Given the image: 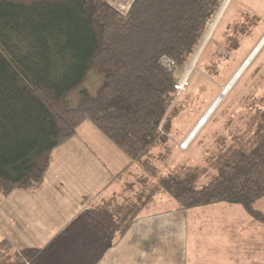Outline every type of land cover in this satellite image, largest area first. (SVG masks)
<instances>
[{"label": "trees", "instance_id": "16d2710c", "mask_svg": "<svg viewBox=\"0 0 264 264\" xmlns=\"http://www.w3.org/2000/svg\"><path fill=\"white\" fill-rule=\"evenodd\" d=\"M221 1L133 0L121 14L105 0H0L1 198L14 189H38L52 152L87 121L143 171L134 188L138 198L109 202L119 234L153 193L184 209L237 205L264 224V213L253 206L264 196V99L245 142L229 150L209 181L198 185L200 169H188L158 175L148 188L157 172L148 154L165 141L158 127L168 132V122L161 123L175 104L178 73ZM251 18L253 25L262 20L246 13L242 34L253 27ZM234 42L231 51L240 47ZM162 55L174 60L173 72L160 65ZM91 71L101 76L94 93L83 87ZM0 264H23L7 240L0 241Z\"/></svg>", "mask_w": 264, "mask_h": 264}, {"label": "crops", "instance_id": "0c3cea01", "mask_svg": "<svg viewBox=\"0 0 264 264\" xmlns=\"http://www.w3.org/2000/svg\"><path fill=\"white\" fill-rule=\"evenodd\" d=\"M132 1L105 0L121 14ZM228 10L223 31L244 21L246 13H254L244 4L230 16ZM255 14L264 26V16ZM140 172L91 123L83 122L74 137L52 152L38 189L0 195V241L7 240L23 264H189L190 219L197 213L216 214L223 203L184 209L172 199L165 201L167 195L153 193L150 201L160 208H143L119 234L115 230L119 223L106 201L112 200L111 194H120L121 190H111L113 186H126L128 182H120L125 173L137 180ZM229 206L228 220L215 218L211 228L202 225L196 232V243L207 247L197 256V264H264V224L240 206ZM253 206L264 213V196Z\"/></svg>", "mask_w": 264, "mask_h": 264}, {"label": "rangeland", "instance_id": "374dc122", "mask_svg": "<svg viewBox=\"0 0 264 264\" xmlns=\"http://www.w3.org/2000/svg\"><path fill=\"white\" fill-rule=\"evenodd\" d=\"M223 2L225 1H221V6H223ZM243 4L254 14L258 13L264 16V0H259V3L257 0H230L223 10V14L221 13L219 20H216L220 6L209 22L213 24L215 20L217 21L210 35L203 37L207 41H205L206 43H204L199 56L196 59L195 53L198 52L203 39L190 58L193 69L186 76L187 68L192 64L189 62L187 67H184L178 73V76L180 75L181 79L184 78L185 81H183L181 90L179 92L176 90L175 104L170 105L161 123L168 122V132H164L161 125L158 127L165 141L149 151L148 162L153 167H157V172L154 174L155 178L151 177L149 180L148 188L154 186L158 175L181 174L188 169H200L202 175H200L197 183L202 186L215 174V166L227 156L229 150L239 147L249 136L252 119L255 113L263 108L261 101L264 99V48L262 49L264 44L234 85L230 87V91L227 92L223 100L219 102L215 110L209 113L205 119L207 121L194 138L188 139L198 121L207 114L208 108L219 98L221 90L226 87L245 59L264 37V26H260L262 20L258 25H253V18H251L253 27L249 24L250 20H248L249 25L247 26V32L244 34L241 33L244 28L239 27L237 30L227 27V30L223 31L225 13H227L228 8V15L230 16L237 13L243 7ZM243 23L244 21L240 24ZM233 42L239 43V49L230 50ZM164 59L167 61L166 65L175 68L174 60L166 55L160 56L159 62L165 63ZM168 59L172 62L168 63ZM100 81L101 76L97 72L91 71L83 87L94 93ZM77 101L78 95L74 93L70 98V102L76 105ZM168 115L169 118H167ZM84 123L90 124L87 121ZM142 172L141 170L140 174ZM185 175L186 173L183 176ZM120 182L134 184L132 186L131 183H126L123 189L113 186L111 190H121L120 194L118 192L111 194L112 200H108L106 203L112 201L113 203L122 204L120 202H132L135 198H138L134 196L137 194L135 189L140 188L141 184H136L134 176H128L125 173ZM167 199L171 198L166 197L165 201ZM143 201H135V203L139 205ZM219 205L217 207H220L221 210L216 214L206 215L202 213L198 215L197 213L190 219V228H188L189 264H197V256L203 255L207 251V247L202 244V241H199V244L196 243L198 229L202 225H208L211 228L215 218L228 220L227 213L230 206L224 203ZM226 205L227 208H225ZM143 208L158 209L160 205L148 200L144 203ZM205 209L207 210L204 212L208 211L209 208Z\"/></svg>", "mask_w": 264, "mask_h": 264}, {"label": "bare ground", "instance_id": "6f19581e", "mask_svg": "<svg viewBox=\"0 0 264 264\" xmlns=\"http://www.w3.org/2000/svg\"><path fill=\"white\" fill-rule=\"evenodd\" d=\"M225 2H223L224 4H222L223 6H221L220 7V11H218L219 12V14H217L218 15V17L216 18V20H219V18L221 17L220 15H222L223 13V10L225 9V7L228 5V3H229V1L230 0H224ZM222 13V14H221ZM214 21L213 22V24H212V26H211V28H210V30H209V34L207 33V35H210V33H211V30L215 27V25H216V22L217 21ZM206 35V36H207ZM205 36V37H206ZM205 41H207L206 39H203V41H202V43H201V45L199 46V49H198V52L197 53H195L196 54V59H197V57L199 56V54H200V51H201V49L203 48V46H204V43H206ZM263 44H264V37L261 39V41L257 44V46L254 48V51H252L251 53H250V55L245 59V61L243 62V64L240 66V68L236 71V73L233 75V77H232V79L229 81V83L226 85V87H224L222 90H221V92H220V96H218L217 98V100L216 101H214V103L211 105V107L210 108H208L209 109V111L207 112V114L202 118L204 121H207V120H205L206 118H207V116L209 115V113H211L213 110H215V108L219 105V102L221 101V100H223V98L225 97V95L227 94V92L228 91H230L229 89H230V87H232L233 85H234V83L237 81V79L240 77V75L242 74V72L246 69V67L250 64V62L252 61V59L254 58V56L257 54V52L259 51V49L263 46ZM192 63V62H191ZM161 65V64H160ZM193 69V63L192 64H190L189 66H188V68H187V72H186V76H187V74H189L190 72H191V70ZM238 74H240L239 76H238ZM238 76V77H237ZM198 127H195L194 129H193V132H191V134L188 136V139L190 140V139H192V138H194V136L196 135V133L198 132Z\"/></svg>", "mask_w": 264, "mask_h": 264}, {"label": "built area", "instance_id": "2783aa9c", "mask_svg": "<svg viewBox=\"0 0 264 264\" xmlns=\"http://www.w3.org/2000/svg\"><path fill=\"white\" fill-rule=\"evenodd\" d=\"M206 25H207V29H206L207 31H206V33H205V36L207 35L208 30H210L212 24H211V23H206ZM205 36H204V37H205ZM165 60H166V59H164L163 61H165ZM170 61H171V60L168 59V63H169ZM166 62H167V61H165V63H162V62L160 61V64H161L162 68L168 70L169 72H173L174 69L171 68V67H169L168 65H166ZM171 62H172V61H171ZM183 81H185V79H184V78L181 79V77H180V75H179L178 80H177V82H176V84H175V86H174L175 89H176L178 92H179V91L181 90V88L183 87ZM184 84H185V83H184ZM204 124H205V121H204L203 119H200V120L198 121L196 127H198V129H199V128H201ZM192 139H193V138H192ZM186 147H187V145L185 146V148H186Z\"/></svg>", "mask_w": 264, "mask_h": 264}, {"label": "clouds", "instance_id": "9594fccd", "mask_svg": "<svg viewBox=\"0 0 264 264\" xmlns=\"http://www.w3.org/2000/svg\"><path fill=\"white\" fill-rule=\"evenodd\" d=\"M188 64H189V62H188ZM188 64H187V65H188ZM186 67H187V66H186ZM175 84H176V83H175ZM195 127H196V126H195ZM199 129H200V128H199ZM198 131H199V130H198Z\"/></svg>", "mask_w": 264, "mask_h": 264}, {"label": "water", "instance_id": "95a60500", "mask_svg": "<svg viewBox=\"0 0 264 264\" xmlns=\"http://www.w3.org/2000/svg\"><path fill=\"white\" fill-rule=\"evenodd\" d=\"M239 75H240V74H238V76H239ZM238 76H237V77H238Z\"/></svg>", "mask_w": 264, "mask_h": 264}]
</instances>
